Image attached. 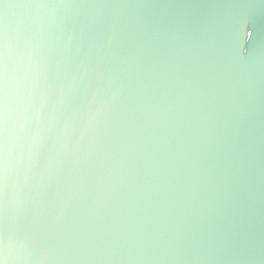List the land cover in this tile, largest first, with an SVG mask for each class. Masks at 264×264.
Returning <instances> with one entry per match:
<instances>
[{
    "label": "water",
    "instance_id": "water-1",
    "mask_svg": "<svg viewBox=\"0 0 264 264\" xmlns=\"http://www.w3.org/2000/svg\"><path fill=\"white\" fill-rule=\"evenodd\" d=\"M4 3L17 19L55 11ZM81 3L87 7L69 12L66 31L58 22L46 31L49 66L74 49L73 22L94 18L113 43L100 53L108 75L94 79L84 107L94 111L119 95L94 127L81 123L84 111L75 117L61 178L47 197L46 212L53 201L65 208L57 224L37 223L34 212L36 196L48 191L39 173L57 152L52 138L42 145L24 205L9 212V228L36 252L11 264H264V0ZM12 38L18 65L20 37ZM137 52L136 65L121 73ZM12 88L15 188L24 186L29 136L21 133L15 80ZM59 96L44 109L57 127L73 117ZM41 126L33 122V131Z\"/></svg>",
    "mask_w": 264,
    "mask_h": 264
},
{
    "label": "snow or ice",
    "instance_id": "snow-or-ice-1",
    "mask_svg": "<svg viewBox=\"0 0 264 264\" xmlns=\"http://www.w3.org/2000/svg\"><path fill=\"white\" fill-rule=\"evenodd\" d=\"M0 4L5 8V11L0 12V264H11L15 260L32 258L36 252L27 239L21 240L9 228V212L11 209L18 212L24 205L22 192L28 186L29 177L38 172L37 161L42 145L52 138L57 152L53 158L55 162H50L48 168L39 173L48 191L36 196L34 212L37 223L46 220L49 224H57L64 216L65 208H56L53 201L51 211L46 212L49 207L47 197L49 192H54L61 178L68 145L76 135L75 117L84 111L81 123L85 128L94 127L101 115L111 108L119 90L100 99L94 111L84 107L94 79L108 75L100 53L113 43V39L99 35L94 18L73 22L72 27L79 29L74 49L65 50L54 68L49 66L48 56L43 49L44 35L56 22L61 32L66 31L69 28V12L87 7L81 0H22L21 6L50 7L55 11L43 16L29 14L20 19L9 15L4 0H0ZM58 12L62 13L59 17L56 15ZM46 16L51 17L50 22L45 19ZM13 33L20 37L15 41L19 53L18 65L14 62ZM138 55L137 52L127 56L121 65V73L136 65ZM112 79L108 76L109 84ZM13 80L15 89L20 93L21 133L29 136L25 152L24 186L16 185L15 188L11 186L13 167L8 148ZM57 91L60 92V106L70 108L73 112V117L66 119L60 127L49 121L44 111ZM37 94L40 98L38 107L34 103ZM33 122H39L42 126L33 131Z\"/></svg>",
    "mask_w": 264,
    "mask_h": 264
}]
</instances>
